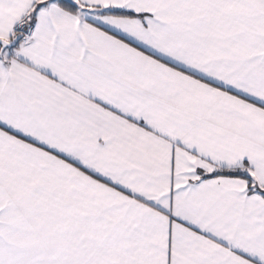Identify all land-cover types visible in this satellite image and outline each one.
I'll return each mask as SVG.
<instances>
[{
	"label": "snow or ice",
	"instance_id": "6c2138e0",
	"mask_svg": "<svg viewBox=\"0 0 264 264\" xmlns=\"http://www.w3.org/2000/svg\"><path fill=\"white\" fill-rule=\"evenodd\" d=\"M0 264H264V0H0Z\"/></svg>",
	"mask_w": 264,
	"mask_h": 264
}]
</instances>
